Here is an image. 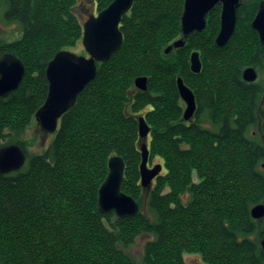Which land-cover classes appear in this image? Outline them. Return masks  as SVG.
<instances>
[{
    "label": "trees",
    "instance_id": "1",
    "mask_svg": "<svg viewBox=\"0 0 264 264\" xmlns=\"http://www.w3.org/2000/svg\"><path fill=\"white\" fill-rule=\"evenodd\" d=\"M78 1L0 0V21L19 32L0 40V55L9 51L25 66L18 88L0 96V147L16 143L26 153L21 168L0 173V264H186L184 253L203 264H264V225L251 216L264 202V44L251 26L261 0L241 1L226 45L215 44L216 4L203 31L169 53L182 37L184 0H133L119 23L120 47L97 62L52 140L33 153L24 133L47 97L48 62L82 36ZM95 1L102 10L112 0ZM194 49L199 72L189 68ZM249 65L258 76L250 82L242 76ZM140 75L145 90L135 87ZM177 76L196 100L188 120ZM140 113L150 160L163 165L147 189ZM114 154L125 162L121 191L139 203L134 216L98 210ZM143 234L150 238L136 262L127 249Z\"/></svg>",
    "mask_w": 264,
    "mask_h": 264
},
{
    "label": "water",
    "instance_id": "2",
    "mask_svg": "<svg viewBox=\"0 0 264 264\" xmlns=\"http://www.w3.org/2000/svg\"><path fill=\"white\" fill-rule=\"evenodd\" d=\"M242 0H184L181 15V35L165 49L169 53L173 47H182L185 38L193 31L201 32L206 27V17L216 4H221L220 27L215 37V44L226 45L236 27L237 8ZM133 0H113L97 14H90L83 22L82 44L88 55H80L68 50L56 53L48 62L45 74L48 80L47 97L35 112L36 121L43 131L54 132L60 116L75 102L77 94L96 76L97 62H105L120 47L123 38L119 27L122 15L131 8ZM252 28L259 33L260 42L264 44V0L258 4L257 13L252 19ZM190 68L192 72L201 70L198 51L190 54ZM25 66L20 58L14 54L3 53L0 56V96H7L9 92L18 88L23 78ZM242 76L246 81L257 79V72L253 66L245 68ZM177 89L182 101L185 102L183 119H190L196 109L193 91L177 77ZM139 90L147 88V78L138 76L134 79ZM138 135L140 143L141 161L139 163V179L142 187H148L155 176L161 171V164L149 166V147L146 143L150 131L144 116L138 117ZM26 160V153L16 143L5 144L0 147V173H7L21 168ZM108 174L98 189V210L113 211L120 217L134 216L139 203L124 191L121 184L124 174V159L119 155H111L108 162ZM264 215V203L252 206L251 216L259 218ZM264 251V237L260 239Z\"/></svg>",
    "mask_w": 264,
    "mask_h": 264
},
{
    "label": "rangeland",
    "instance_id": "3",
    "mask_svg": "<svg viewBox=\"0 0 264 264\" xmlns=\"http://www.w3.org/2000/svg\"><path fill=\"white\" fill-rule=\"evenodd\" d=\"M75 7H76L75 11H76L77 17L79 18L80 22L82 23V26H83V22L86 19H88L87 17L90 14L94 15V14H97L99 11H101V10L98 9V6H97L95 0H79ZM17 30L18 29H17L16 24H7V23L5 24L3 21H0V40L7 41V40H10V39H12L14 37H17L18 34H19V32H17ZM82 35H83V33H82ZM81 39H82V36H81V38L77 39V41L75 42V44L73 46L64 48L62 50H68V51L75 52V53L80 54V55H84V54L88 55L87 51H85V48H84V46L82 44V40ZM166 48H167V46H166ZM194 50L192 52H194ZM8 52L6 51V52H3V53H8ZM3 53H1V55ZM142 76H144V75H142ZM147 84H148V81H147ZM135 87H136V85H135ZM3 97H6V96H3ZM140 116H143V114L140 113ZM33 118H34V120L27 127L26 132L24 133V137L26 138V141H28V143L31 144V146L28 145V150L34 153V152L41 151L42 149H44L49 144V142L53 138V135H54L53 133L55 131L54 132H48V131H45V130L43 131L42 129H40V127H39V125H38V123L36 121L35 116ZM58 122H59V120H58ZM57 126H58V123H57ZM57 126H56V129H57ZM147 135L148 136L146 138V143L148 144V139H149L150 136H149V133ZM148 162H149V166L150 167H153L155 165V163L161 164V167L163 166L162 165V160L158 156H155L154 159H152V160L149 159ZM195 176L196 175L194 173V177ZM196 178L197 177H195V179ZM152 184H154V179L152 180V183L149 185V188L152 187ZM147 188L148 187H145L144 189H147ZM146 192H147V190H145L144 195L142 197L143 198L142 199V201H143L142 204L144 205L142 209H144V207H145L144 199H145ZM261 203H264V202H261ZM257 219H260L262 221V224L264 225V215L262 217L257 218ZM262 237H264V235ZM149 238H150L149 234L140 235L136 239L134 244H132V246H130L127 249V252L130 254V256H132L135 259L136 262H140V260L142 258V254H143L144 243ZM184 260H185L186 264H203V261H202L200 255L198 253H191V254L184 253Z\"/></svg>",
    "mask_w": 264,
    "mask_h": 264
},
{
    "label": "flooded vegetation",
    "instance_id": "4",
    "mask_svg": "<svg viewBox=\"0 0 264 264\" xmlns=\"http://www.w3.org/2000/svg\"><path fill=\"white\" fill-rule=\"evenodd\" d=\"M112 1H113V0H112ZM107 5H108V4H107ZM107 5H106V6H107ZM102 10H103V9H102ZM126 12H127V11H126ZM125 14H126V13H125ZM123 15H124V14H123ZM187 37H188V36H187ZM187 37H186V38H187ZM186 38H185V39H186ZM176 40H177V39H176ZM175 48H176V47H175ZM189 68H190V65H189ZM191 71H192V70H191ZM177 77H180V76H177ZM180 78H181V77H180ZM181 79H182V78H181ZM183 82H184V81H183ZM184 83H185V82H184ZM185 84H186V83H185ZM176 86H177V80H176ZM177 90H178V89H177ZM178 91H179V90H178ZM179 96H180V94H179ZM180 98H181V97H180ZM194 98H195V97H194ZM181 100H182V99H181ZM183 102H184V101H183ZM184 105H185V102H184Z\"/></svg>",
    "mask_w": 264,
    "mask_h": 264
},
{
    "label": "bare ground",
    "instance_id": "5",
    "mask_svg": "<svg viewBox=\"0 0 264 264\" xmlns=\"http://www.w3.org/2000/svg\"><path fill=\"white\" fill-rule=\"evenodd\" d=\"M221 5V4H220ZM220 11H221V9H220ZM220 15H221V13H220ZM220 21V20H219ZM252 23V22H251ZM185 108V107H184ZM27 149H28V147H27ZM121 157V156H120ZM124 159V158H123ZM124 164H125V162H124ZM16 170V169H15ZM11 172V171H10ZM152 183V182H151ZM142 186V185H141ZM149 187V186H148ZM120 217V216H119Z\"/></svg>",
    "mask_w": 264,
    "mask_h": 264
}]
</instances>
